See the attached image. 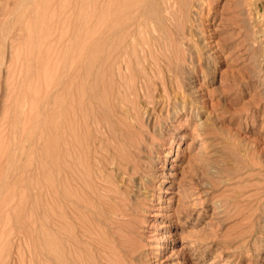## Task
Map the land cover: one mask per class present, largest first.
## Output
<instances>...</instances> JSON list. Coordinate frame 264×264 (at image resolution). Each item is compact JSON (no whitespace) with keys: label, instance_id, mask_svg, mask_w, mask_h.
I'll return each mask as SVG.
<instances>
[{"label":"rangeland","instance_id":"rangeland-1","mask_svg":"<svg viewBox=\"0 0 264 264\" xmlns=\"http://www.w3.org/2000/svg\"><path fill=\"white\" fill-rule=\"evenodd\" d=\"M146 1L0 0V264L52 263L46 250L56 247L60 228L56 138L61 105L71 95L67 92L63 97L58 85L61 69L72 61L81 72L74 76L75 82L80 81L78 94L96 100V107L102 104V109L95 108L104 111L100 114L106 116L100 119L105 127L120 124L123 129L115 119L118 106L114 99L109 101L116 87L122 83L125 98V91L134 89L132 83L134 86L136 81L139 88L134 94L137 103L129 104H136L139 110L134 107V114L130 112L134 118L123 116L127 122L137 120V137L127 134L124 126L123 133L118 129L122 139L114 140L117 146L108 132L103 134L105 145L109 144L103 152L106 160L113 161L110 154L116 151L122 156L115 157L136 158L131 157L137 165L136 171L127 175L131 181L126 188L128 198L140 201L130 203L137 208V230L129 236L135 234L131 243L137 239L141 246L135 264H264V0L180 1L179 6L183 2L182 6H193L187 4L186 10L181 6L177 11L184 13L175 21L180 28L177 34L187 43L181 44L182 59L172 71L166 69L171 75L164 72L167 88L172 86L166 91L168 99L166 92L158 95L152 82L147 85H154L155 92L149 87L153 94L142 89L135 55L130 62L133 71L115 65L114 74L108 76L102 67L104 48L109 50L119 42L114 38V46L104 47L109 42V27L115 25L116 31L121 19H132V23L139 5L154 3ZM194 23L197 30H193ZM187 39L201 41L193 45ZM70 57L74 58L68 64ZM119 70L126 77L119 78ZM82 88L85 92L79 93ZM154 93L159 96L156 101ZM169 94L195 99V107L192 110L186 104L183 108L184 100L178 96L172 99ZM142 96L149 99L147 103ZM160 98L166 101L160 102ZM117 133L114 135L119 136ZM129 135L135 141L140 138L134 142L137 148L131 146ZM128 139L132 142H126ZM110 142L118 147L116 151ZM115 172L111 176L118 178ZM148 177L152 181L143 185ZM161 235L165 242L160 245L156 239Z\"/></svg>","mask_w":264,"mask_h":264},{"label":"bare ground","instance_id":"bare-ground-1","mask_svg":"<svg viewBox=\"0 0 264 264\" xmlns=\"http://www.w3.org/2000/svg\"><path fill=\"white\" fill-rule=\"evenodd\" d=\"M150 1L151 0H149L148 2H150ZM152 1L154 3L151 2L152 3L151 6H148L146 4H145V6H141V5L138 6V8H137L138 12H137V14L135 13L136 18H134V21L132 23H129L130 22L129 20H132V19H129V17H127V19H129V20H125V21H123L124 19L123 20L121 19V21L117 20V22L119 23L118 28L116 29L117 32L114 31L115 25H114V27H109L110 28V30L108 29L109 35H107L109 42L105 43L104 47L107 46L108 44L110 45V43H111V45H113L114 38L118 39L119 42L116 46L113 45L114 47H112V46L109 47L110 48L109 50H107V47H106V50L104 48L103 51H105V52L107 51V52H106V54L104 53L105 56L103 55V53L101 54L104 56V58L102 59L103 64L100 63L101 61L99 63L102 64L103 69L105 71H107L108 76H110L113 73L112 68H114L115 65H119L118 68L121 67V69H123V70L133 71L134 69H132L130 62L133 59V55H135V59L137 61L136 66H137V64L139 65V67L137 66L138 71H139L138 73L140 75L142 74V76L140 78L141 82L137 79L136 80L142 84V85H140L142 87V89L146 88V92H150L151 91L150 89H152L153 86L155 85V91H156V89H158V91H157L158 95L162 96V95H165L166 91L168 92L167 89H169V87L170 88L172 87L170 85L167 88V85L164 81L166 79L165 75L167 73H168V75L170 74L169 71L167 72V70H171L172 69L171 67L173 65L177 64L180 59H182V52H183L184 47L182 49L181 44L187 43V42L184 43L185 41L183 42V40H182L183 38L180 36V33H179V35L177 34V30L178 29L180 30V28L176 27L175 21L178 19L179 16L184 14L183 13V14L179 15L178 14L179 12H177V11H179L178 9H180L182 4H185L189 0H187V1L183 0L185 3L181 2L182 4L180 6H179V3L182 0H158L156 4H155L156 0L155 1L152 0ZM193 1H195V0H193ZM203 1H205V0H203ZM111 2H113V1H111ZM145 2H147V1L145 0ZM200 2H202V1H200ZM190 3H192V2H190ZM187 4L191 6V4H189V3H187ZM187 4L185 6H187ZM198 4H199V1H198ZM202 4H203V2H202ZM109 5H111V4H109ZM185 6H182L183 8H185V9L182 8L183 10H186ZM192 6H191V8H192ZM177 7H179V8H177ZM116 8H117V6H116ZM123 9H121L120 13L123 12ZM134 10H135V8H134ZM189 10H190V12H192L191 9H189ZM127 12H128V10H127ZM127 12L125 14H127ZM190 12H189V14H190ZM110 14H112V13H110ZM189 14H188V16H189ZM117 15L119 17L120 14H117ZM185 15H186V13H185ZM192 17H194V16H192ZM192 17H190L191 20L193 19ZM195 17L197 18V16H195ZM181 18H182V16H181ZM190 19H189V22L191 21ZM196 20H198V18ZM178 21H180V20L178 19ZM183 23H184V20H183ZM105 24L107 26V22ZM174 25H175L176 29H175ZM193 25H194V27H193V30H194V29H196L195 27H197V26H195V23ZM106 26H105V28H106ZM190 29H191V27H190ZM197 34H200V33H197ZM185 35H187V34H185ZM97 36H95V37H97ZM187 36H185V37H187ZM189 36H191V35H189ZM95 37H93V38H95ZM184 39H186V38H184ZM200 39H201V37H200ZM187 40L189 41V39H187ZM190 40H192V39H190ZM200 41L198 39V43ZM88 42H89V40H88ZM104 42H105V40H104ZM189 42H191V41H189ZM191 43L193 44L194 42H191ZM198 43L195 42L193 45H196ZM85 45L87 46V44H85ZM191 45L189 47H190V50L192 51ZM184 46H186V45H184ZM200 47H202V46H200ZM185 48H187V47H185ZM66 49H67V46H66ZM193 50H194V48H193ZM186 51L188 53V50H186ZM98 52H99V50H98ZM199 52H200V50H199ZM206 52H205V54H206ZM202 53H203V51H202ZM195 54H196V52H195ZM69 55H70V53H69ZM200 57H202V56H200ZM83 58H85V55ZM101 58H102V56H101ZM101 58H99V60ZM72 59L70 57L68 64L70 61H72ZM187 60H188V58H187ZM79 62L80 61H78V63ZM181 62H182V60H181ZM72 63H73V61L69 64L70 66L68 68L61 69V74H60L61 77H60L59 85H58L61 88L60 90H61L62 94L61 93L60 94L63 97H65V94L67 92H68L67 93L68 96H69V94H71V95H70V97H68L67 101L66 100L63 101L64 98L63 99L61 98L63 103L61 102L62 105L60 104L62 106V111L60 114L61 118L58 121V122H60L59 127H58V129H59L58 134L59 135L57 136L58 138H56V139H58V144H57L58 145L57 146L58 147L57 148L58 149L57 150L58 151L57 152V154H58V157H57L58 158V162H57L58 167L57 166L56 167L58 168L57 172L59 173L58 174L59 178H57L58 179V181H57L58 186H55L56 189L58 190V195H57L58 198L56 197V195H55V197H56V202L59 199L58 206H60L58 209L59 214H58V218H57V220H59L58 221L59 223H57V224H60L59 225L60 226L59 234H58V239H57L58 241H56L57 242L56 247H54L52 249H51V247L50 248L47 247L49 249L46 250L47 251L46 254L48 253L47 254L48 256L49 255L52 256V258L54 260L53 261L51 259L53 264H135V261L138 260L137 257H139V256H137L138 255L137 253H138V251H140L141 246H139L140 244H139L137 239H135V243H131V242H134L133 235L136 234L135 230H137L136 229V221H135V220H137L135 217L137 208L135 209V208L131 207L130 203L138 204L140 201H136V199H135V201H132V199H133L132 197H131L132 199L128 198V195H126L128 193L126 188L127 187L129 188L130 185H128V184H130L129 182L131 181V178H128L127 175H130L131 173L136 171L135 168H136L137 164L136 163L132 164V162H134L133 159L135 158L134 157L135 155L133 156L134 158L131 156L133 159L130 156H126L125 158H127V157L129 158L127 161L124 160L125 159L124 157H123L124 159L120 158V156L115 157V155L118 154V152L116 151V148H118V147H115V145H117V143L114 140L119 139V141H120L122 139L123 134H121L122 136H120L119 130L123 133L124 126H126L125 129L128 131V132L125 131L127 134H130V133L132 134L135 131H137V128H139V126L136 128V125L134 124L135 121H137V120L134 119L135 121L133 120V123L131 121L127 122L126 119H124L125 117H123L124 115L129 116L128 117V119H129L131 117L130 112H132L134 107L136 108V106H137L136 104H135L136 106L134 104H133L134 106H130L129 104L131 102L134 103L137 100V99L136 100H134V99H135V96L137 95L136 90L139 88L136 89V83H135L136 81H135L134 86H133V83L131 84L134 89L133 88H132L133 90L128 89V90H131V94L126 89L128 91V92L125 91L128 94V95L126 94V98L127 97L129 98L130 95H133L132 97H134V98L130 97V100H131L130 101L128 98L126 99L123 96L124 90H123L122 85H121L122 83L119 85V87L118 86L116 87L115 84L113 83L114 81H112V84H114L116 89H115V92H113V93H115L114 96H112L113 98H111V100H109V101H112V99L115 100L114 102L118 106V107L116 106L117 110L115 109L116 107H114V109L118 113V114L117 113L115 114V116L118 115L117 116L118 118H115V119H119L118 121H120L121 126H123L122 127L123 129H120V124H118L119 122L117 120H116V122H117L116 124L119 125L118 126L119 128L118 127L116 128L117 125L116 126L112 125V127L108 128L109 124L108 125L105 124V125H107L105 127L101 124L102 119H104L103 116L105 115V113H104V115H102L104 111L102 112V110H101L102 114H100L101 112L98 110L99 109L98 107L100 105L97 104L98 107L95 106L96 100L93 101L89 97V95H87L89 98L84 97V95L86 96V93L85 94L83 93V92H85L83 90V88L81 89L83 91H79V93L82 92L83 95L80 96V94H78V89L80 86V84H78V83H80V81H78V83L75 82L74 76L77 73L81 74V72L80 71L77 72L78 71V70H76L77 68L75 66H72L75 62L73 64ZM179 64H180V62H179ZM192 65H193V63H192ZM194 65H196V64L194 63ZM116 68L117 67H115V69ZM168 68H170V69H168ZM123 70L122 71L119 70L120 71L119 74L121 75V77H119V78L126 77V75L123 76ZM116 71H118V70H115V73H116ZM90 72H92V71H89V73ZM131 73H133V72H131ZM86 74H88V73H86ZM133 74H137V73L134 72ZM178 74H179V72H178ZM178 74H175V75H177L176 76L177 78L175 77L176 79H178V76H179ZM90 75H91V73H90ZM68 76H73V77L71 78ZM78 76H80V75H78ZM133 76H135V75H133ZM133 76H132L131 82H133V79L135 80V78H133ZM88 77H89V74H88ZM92 77H94V76H92ZM113 77H114V75H113ZM127 77H128V75H127ZM129 78H131L130 75H129L128 79ZM98 79H100V78H98ZM120 80H119V82H120ZM122 80H124V79H122ZM125 80L127 81V79H125ZM125 80H124V82H125ZM167 80H166V82L170 81V79L168 81ZM148 82H152L154 85L150 86V84H149V86H148L147 85ZM170 82H172V81H170ZM174 83H175V80H174ZM96 84H97V82H96ZM108 84H109V82H107V85ZM104 85H103V87H104ZM109 86H110V84H109ZM114 86H111V87L114 88ZM127 86L129 87L128 84H127ZM179 86H180V84H179ZM141 87H140V89H141ZM149 87H151V88L149 89ZM105 88H106V86H105ZM174 88H176V87L174 86L173 89ZM171 89H169V90H171ZM88 90H89V88H88ZM93 90H94V88H92V91ZM175 90H177V89H175ZM139 91H141V90H139ZM143 91H145V89ZM143 91L141 94H143ZM155 91L153 88V92H155ZM90 92H91V90H90ZM104 92H106V91H104ZM153 92L151 91L150 94L151 93L153 94ZM171 92H173V90ZM174 92H173V94H175ZM184 92H187V91L184 90ZM95 94H97V93H95ZM134 94H135V96H134ZM78 95L80 97H78ZM111 95H113V94H111ZM155 95H154V98L156 101L158 95H157V93ZM169 95H171V94H169ZM183 95H185V94H183ZM90 96H91V94H90ZM98 96L99 95H96L97 98L100 97V96L99 97ZM139 96H141V95H139ZM159 96H158V99H159ZM167 96H168V93L165 97L167 98ZM174 96H178V95H174ZM174 96H172L171 98L173 99ZM185 97H186V95H185ZM185 97H184V99L182 97H179V98H182L184 100L183 101V108L186 107V104L190 105L191 108L195 107V103H196L195 99H192V98L189 99L188 97H186V98ZM143 98L145 100V103H147L146 101H148L149 99L146 98L147 99L146 100L145 97H143ZM163 98H164V96H163ZM163 98H160V102L162 101L161 99H163ZM166 98H164V99H166ZM175 98L178 99L177 97H175ZM94 99H96V98H94ZM102 99L104 100L105 97L104 98L102 97ZM138 99H139V97H138ZM100 100L98 102L99 104L104 103L103 101H101V103H100ZM133 100H134V102H133ZM166 100H164V101H166ZM164 101H162V102H164ZM175 102H176V100H175ZM110 103L112 104L113 102H110ZM135 103H137V102H135ZM160 104H162V103H160ZM101 106H102V104H101ZM95 107L98 109H96ZM111 107L112 108H110V111L112 110V112H114L113 106H111ZM103 108H105V107L103 106ZM100 109H102V107ZM136 109H138V107ZM199 109L200 108L196 107L197 114L200 113ZM192 110H193V108H192ZM97 111L99 113H97ZM105 112H107V110H105ZM114 113H113V115H114ZM58 114H59V112H58ZM99 114L102 115V117H100ZM132 114H134V112H132ZM138 114L139 113H137V115ZM133 116L134 115H132V117ZM100 118H102V119H100ZM111 120L112 119H110V121ZM105 121H106V118H105ZM107 121H108V118H107ZM102 123H103V121H102ZM111 123L114 124L113 122H111ZM140 130H141V127H140ZM117 131H118V133L116 135L119 134V136L114 135ZM141 131H143V130H141ZM105 132H108L109 138L112 139L114 141V143H116L114 145L113 142H110L113 145V148H111V149H114L116 151L113 154L112 153L110 154L111 158L113 160L110 162L108 160H106L107 158H106L105 154L103 153L104 150L106 148H108L106 146L108 143L105 145L106 142H104L107 140V138L104 140L105 136H103V134H105ZM55 133H57V132L55 131ZM134 134H135L134 136L137 137L136 136L137 132ZM139 135H141V134H139ZM124 137L126 138V136H124ZM129 137H130V139L133 140V137L131 135H129L127 138H129ZM126 139H124L123 143H125ZM130 139H128V141H126V142H129ZM132 140H130V141L132 142ZM137 141H140V138ZM137 141L133 140V143H131V146L137 148V144H134V142H137ZM108 146H109V144H108ZM119 148L122 149L124 147H119ZM126 149H128V148H126ZM130 150H129V152H130ZM126 151H128V150H126ZM133 151L134 150H132V152ZM55 153H54V155H55ZM120 154L122 156V152H120L118 155H120ZM123 154H124V152H123ZM53 157L54 156H52V158ZM52 161L55 164V160H52ZM209 164H210V162H209ZM258 164H259V162H258ZM110 165H112V166H110ZM255 165H256V163L254 164V166ZM137 168H138V166H137ZM257 168H258V166H257ZM114 171H116L115 174H117L118 178H114L113 176H111V174H113L112 172H114ZM111 177H113V178H111ZM140 180H142V178ZM140 180H139V182H140ZM150 181H152V179L150 177H148V178H144L142 182H143V185H146L147 183L149 184ZM146 188L147 187L145 186L144 189H146ZM144 189H143V191H144ZM57 190H55V192H57ZM138 196H140V195H138ZM144 197H143V199H144ZM135 198H136V196H135ZM255 213H253V214H255ZM252 217H253V215H252ZM132 233H135V234L132 235V237H131L132 239H131L129 234H132ZM134 238H135V236H134ZM156 240H157L156 241L157 244L165 242L164 235L159 236ZM44 249H46V248H44Z\"/></svg>","mask_w":264,"mask_h":264}]
</instances>
